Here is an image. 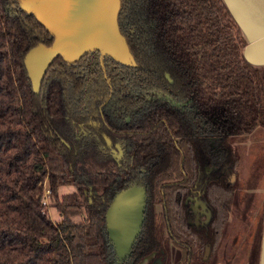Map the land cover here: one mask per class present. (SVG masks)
Segmentation results:
<instances>
[{"label": "trees", "instance_id": "16d2710c", "mask_svg": "<svg viewBox=\"0 0 264 264\" xmlns=\"http://www.w3.org/2000/svg\"><path fill=\"white\" fill-rule=\"evenodd\" d=\"M118 23L133 63L96 49L59 55L36 92L23 58L54 36L20 0H0V264H171L172 244L174 264H190L218 247L240 160L233 138L264 126V64L245 57L224 0H121ZM46 182L58 220L43 208ZM133 183L147 188L145 218L121 262L106 210ZM198 193L205 227L188 219Z\"/></svg>", "mask_w": 264, "mask_h": 264}, {"label": "water", "instance_id": "95a60500", "mask_svg": "<svg viewBox=\"0 0 264 264\" xmlns=\"http://www.w3.org/2000/svg\"><path fill=\"white\" fill-rule=\"evenodd\" d=\"M247 38L245 57L264 64V0H224ZM121 0H20V6L54 36L51 44L38 42L23 62L32 89L39 91L51 63L61 55L78 60L91 50L133 63V56L118 23ZM235 176V175H234ZM147 188L133 183L117 190L106 210V228L119 261L131 254L145 218ZM210 253L209 247L204 258ZM259 264H264V230Z\"/></svg>", "mask_w": 264, "mask_h": 264}, {"label": "rangeland", "instance_id": "374dc122", "mask_svg": "<svg viewBox=\"0 0 264 264\" xmlns=\"http://www.w3.org/2000/svg\"><path fill=\"white\" fill-rule=\"evenodd\" d=\"M239 155L238 171L233 178L235 192L222 237L208 260L194 259L190 264H259L264 230V126L233 138ZM75 189L73 184L61 185L59 192ZM43 208L58 220L60 212L52 203L48 183H44ZM161 209V205H157ZM80 219V215L74 217ZM178 249L171 245V264L179 260ZM152 255L139 264H148ZM152 264H161L157 257Z\"/></svg>", "mask_w": 264, "mask_h": 264}, {"label": "flooded vegetation", "instance_id": "af4514ba", "mask_svg": "<svg viewBox=\"0 0 264 264\" xmlns=\"http://www.w3.org/2000/svg\"><path fill=\"white\" fill-rule=\"evenodd\" d=\"M216 144L217 143L212 141V146L214 150H218L220 148ZM186 203L188 204V209L190 211V214L188 215L189 221L191 223L196 224L197 226H203V227L207 226L208 222L211 219V212L205 200L199 196V193L195 194L194 196L189 195L186 198ZM174 246H176V248L179 251L180 247L178 245H174Z\"/></svg>", "mask_w": 264, "mask_h": 264}, {"label": "built area", "instance_id": "2783aa9c", "mask_svg": "<svg viewBox=\"0 0 264 264\" xmlns=\"http://www.w3.org/2000/svg\"><path fill=\"white\" fill-rule=\"evenodd\" d=\"M49 191H50V189H49Z\"/></svg>", "mask_w": 264, "mask_h": 264}]
</instances>
